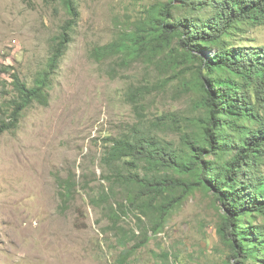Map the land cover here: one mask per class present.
<instances>
[{"label": "rangeland", "instance_id": "1", "mask_svg": "<svg viewBox=\"0 0 264 264\" xmlns=\"http://www.w3.org/2000/svg\"><path fill=\"white\" fill-rule=\"evenodd\" d=\"M156 1L74 0L79 16L48 104L35 102L18 129L0 136V264H237L242 258L218 231L225 209L210 191L192 192L147 239V218L128 205L123 185L104 178L110 139L140 118L129 99L132 87H145L144 125L176 145L177 133L153 125L158 116L203 111L199 88L183 83L192 79L184 59L175 58L173 77L146 55L124 61L123 54H93ZM70 18L65 0H0V101L11 89L5 69L32 84ZM248 38L247 45L264 46V26L237 37ZM166 76L172 82L164 89ZM169 174L190 177L187 171ZM62 182L73 184L70 194L63 195Z\"/></svg>", "mask_w": 264, "mask_h": 264}, {"label": "trees", "instance_id": "2", "mask_svg": "<svg viewBox=\"0 0 264 264\" xmlns=\"http://www.w3.org/2000/svg\"><path fill=\"white\" fill-rule=\"evenodd\" d=\"M65 4L71 18L53 37L47 65L33 83L5 69L12 80L0 101V136L18 129L35 102L48 104L53 76L79 16L74 0ZM256 26H264V0H158L118 40L94 49L98 59L123 54L126 61L146 55L150 63L172 70L173 77L175 58H182L192 73L183 83L200 90L201 114L170 111L153 123L177 133L176 145L144 125L145 87H132L129 99L140 118L107 145L104 178L123 185L128 205L147 218V239L150 231L164 229L192 192L206 189L223 202L218 231L233 256H242L237 264H264V46L237 39ZM160 82L165 89L172 80L166 76ZM169 171H187L190 177ZM60 185L63 195L71 193L72 183Z\"/></svg>", "mask_w": 264, "mask_h": 264}]
</instances>
